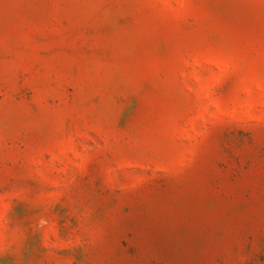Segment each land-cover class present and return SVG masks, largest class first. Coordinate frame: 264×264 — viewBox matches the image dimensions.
<instances>
[{
  "label": "rangeland",
  "instance_id": "1",
  "mask_svg": "<svg viewBox=\"0 0 264 264\" xmlns=\"http://www.w3.org/2000/svg\"><path fill=\"white\" fill-rule=\"evenodd\" d=\"M0 264H264V0H0Z\"/></svg>",
  "mask_w": 264,
  "mask_h": 264
}]
</instances>
